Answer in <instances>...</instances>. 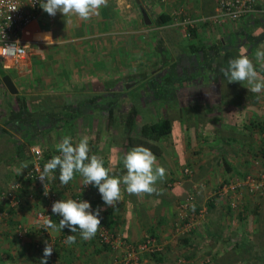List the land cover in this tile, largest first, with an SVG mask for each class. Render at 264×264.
Returning <instances> with one entry per match:
<instances>
[{"label": "crops", "instance_id": "crops-1", "mask_svg": "<svg viewBox=\"0 0 264 264\" xmlns=\"http://www.w3.org/2000/svg\"><path fill=\"white\" fill-rule=\"evenodd\" d=\"M218 2L108 0L86 21L60 12L53 17L42 9L22 35L30 46L28 59L15 66L0 63L2 80L9 74L18 89L12 94L5 86L0 97V194L20 176L24 159L30 164L23 145L30 153L37 145L58 153L56 145L65 136L75 143L87 135L90 155L102 157L113 174H126L123 156L135 146L115 128L124 102L120 96H131V105L158 104V119L172 122V131L157 143V162L167 176L157 183L159 195L138 198L122 185L115 208L107 207L93 186L89 196L102 209V220L122 235L126 247L157 238L162 250L141 252L137 264H182L181 258L185 264H264V189L218 192L260 168L264 91L228 83L220 69L241 52L255 63L257 50L264 49V0L253 14L224 23L211 20ZM163 13L172 22L157 25ZM186 18L195 26L183 24ZM111 107L117 118L109 125ZM137 109L136 121L140 116L142 123L158 120ZM56 172L60 200L74 199L82 176L77 173L62 185ZM32 191L25 185L18 193L20 206L9 213L2 214L0 200V264H40L43 258L45 235L35 217L43 202ZM189 199L195 205L181 214ZM61 218L54 214L53 221ZM19 222L29 230L23 239L17 237ZM49 231L57 239L48 264L51 257L60 264H118L126 250L104 247L99 232L85 241L67 227ZM65 234L76 235V243L59 241ZM37 242L44 247L36 250Z\"/></svg>", "mask_w": 264, "mask_h": 264}, {"label": "clouds", "instance_id": "clouds-1", "mask_svg": "<svg viewBox=\"0 0 264 264\" xmlns=\"http://www.w3.org/2000/svg\"><path fill=\"white\" fill-rule=\"evenodd\" d=\"M108 0H40L41 8L50 16L60 12L64 17L75 15L81 20H89L99 15L102 7H107ZM259 65V69L256 65ZM228 83L239 82L249 92L259 94L264 91V49H258L255 54V63L244 52L228 62L226 68L220 69ZM246 82V83H245ZM59 152L48 160L43 169H37L39 180L43 184L45 195L48 194L47 185L55 179L53 173L59 169V180L67 185L77 173L83 178V185H93L98 188L102 200L107 207L115 208L122 199V185L129 195L138 198L147 194H161L157 187L158 182L166 179V169L157 162V156L144 145L133 147L123 156V167L126 174L117 176L111 167L105 166L102 157L90 155L89 137L83 136L78 142H73L71 136H65L56 145ZM27 167V165H25ZM106 210V209H104ZM102 209L92 210L87 200L61 199L53 203L51 212L62 217L58 224L51 217L43 220V228L53 230L70 229L74 234L79 231L81 239L87 241L95 237L102 224ZM51 234V232L49 231ZM68 235L64 241L67 245L76 243V235ZM43 258L40 264H48V258L54 250V243L45 241Z\"/></svg>", "mask_w": 264, "mask_h": 264}, {"label": "built area", "instance_id": "built-area-1", "mask_svg": "<svg viewBox=\"0 0 264 264\" xmlns=\"http://www.w3.org/2000/svg\"><path fill=\"white\" fill-rule=\"evenodd\" d=\"M43 2V0H41ZM42 10L40 6V0H0V60L3 64H18L26 61L29 57L30 46L22 39L23 32L26 27L31 24L37 14ZM259 10V0H219L215 14L211 17L218 23L224 22H237L242 18L247 17ZM178 14V13H177ZM186 26H195L193 19L186 18L183 22ZM264 111V106H263ZM264 123V122H263ZM261 138L263 140L262 149L260 152V168L257 175L249 174L243 179L235 180L231 183H225L220 186L218 192L221 194H227L229 192H236L242 186H250V189L254 191H260L264 189V128L261 131ZM58 153H47L46 149L41 146H33L31 151L32 159L29 166L22 170L19 179L13 181V183L0 194V200L5 206L4 213H9V210L16 209L20 206V199L18 198L19 190L25 185L33 187L32 196L35 194L41 198L43 205L36 211V223L45 235V241L54 243L57 238L53 237L49 233V230L43 228V220L49 216L53 220L54 214L51 212L53 203L60 200L58 190L53 184V180H50L47 185L48 194L45 195L43 184L39 180V172L37 169H43L44 164ZM190 173V169L185 170ZM53 175L56 178L57 172ZM93 188V185L84 187L80 185L75 190L74 199L87 200L91 203L92 210L97 208L93 204L89 192ZM192 199L183 202L180 206L181 214L185 212V215L192 206ZM3 216V215H2ZM28 232V227L23 223L17 224V237L23 239ZM99 241L101 244H107L112 248L126 247V241L122 235L113 229H110L102 220V224L99 229ZM68 234L62 236L59 241L64 242ZM44 244L36 243L35 248L41 249ZM162 246L158 244L156 237H150L145 242L139 243L136 246L126 247L124 254H122L117 260L118 264H137L141 252H160ZM181 263L185 264V259L181 258ZM50 264H60L58 260L53 257L50 258Z\"/></svg>", "mask_w": 264, "mask_h": 264}, {"label": "trees", "instance_id": "trees-1", "mask_svg": "<svg viewBox=\"0 0 264 264\" xmlns=\"http://www.w3.org/2000/svg\"><path fill=\"white\" fill-rule=\"evenodd\" d=\"M172 22V18L169 14H160L156 20L157 25H164V24H169ZM2 73L5 72L4 70H0ZM6 74V73H5ZM110 115H109V125L111 122L116 120V113L110 108ZM130 114L128 115V119L126 121V126H127V132L126 137L124 142L127 143L128 146H139V145H144L146 147H149L155 155H159L161 152L160 146L157 144L158 141L169 134L172 131V122L169 118H162L158 119L154 122H144L142 124L137 123L136 118L138 116V109L136 108L135 105H131V110L129 112ZM16 117V115H14ZM264 128V123L261 125V131ZM1 125H0V130H1ZM23 152L22 155H26L30 153V148L25 147L24 145L21 147ZM20 154V153H19ZM29 166V165H28ZM27 166V167H28ZM27 167H24L23 170H25ZM58 174V173H57ZM19 176V175H18ZM20 177V176H19ZM19 177H15L13 181L16 179H19ZM12 181V182H13ZM21 191V190H19ZM195 204L193 203L192 206ZM190 207V209L192 208ZM4 207V206H3ZM4 211V210H3ZM10 211V210H9ZM54 219V217H53ZM105 224L112 229L110 224L106 221ZM40 243V242H37ZM42 244V243H40ZM104 247H110L107 244H104ZM35 248V244H34ZM36 250H39L35 248Z\"/></svg>", "mask_w": 264, "mask_h": 264}, {"label": "rangeland", "instance_id": "rangeland-1", "mask_svg": "<svg viewBox=\"0 0 264 264\" xmlns=\"http://www.w3.org/2000/svg\"><path fill=\"white\" fill-rule=\"evenodd\" d=\"M41 21V20H40ZM0 63L2 64V61L0 60ZM9 65V64H8ZM11 65V64H10ZM2 66H6V65H4V64H2ZM13 66H15V65H13ZM11 73V72H10ZM2 76H3V73L0 71V97H1V92H5V85H4V83H3V80H2ZM137 92H138V94H140L141 92H144V89L143 88H137ZM164 92V91H163ZM121 97V99H123L124 100V102H122L121 101V106H120V109H119V114H118V126L115 128L117 131H116V133H119V134H121V138L124 140L125 139V135H126V133H128L127 132V126H126V121H127V119H128V115L130 114L129 112H130V110H131V96H129V97H127V95H121L120 96ZM138 98H140V97H138ZM152 101H155V100H152ZM123 103V104H122ZM133 105V104H132ZM134 105H136L137 106V108H139L140 109V111L143 113V117L145 118L146 116V118L148 119H150V120H156V119H158L159 118V116L160 115H158V113H160L161 114V112H160V106L157 104H154V105H150V104H146V105H144V102H143V104H142V101H136V104H134ZM146 115V116H145ZM143 118V119H144ZM137 122L138 123H142L143 122V120L141 119V116L140 117H138V119H137ZM125 136V137H124ZM126 140V139H125ZM123 150V149H122ZM122 152V151H121ZM26 156H28V158L29 157H31V153H29V154H26ZM26 162H28L29 163V161H28V159L26 160V159H24V162H23V167L25 166V165H27V163ZM28 227V226H27ZM28 232H29V230H28ZM27 232V233H28ZM27 235V234H26Z\"/></svg>", "mask_w": 264, "mask_h": 264}, {"label": "water", "instance_id": "water-1", "mask_svg": "<svg viewBox=\"0 0 264 264\" xmlns=\"http://www.w3.org/2000/svg\"><path fill=\"white\" fill-rule=\"evenodd\" d=\"M141 10H142L143 16L145 18V22L147 24H150L151 19H150L148 12L145 10V8L143 6H141ZM3 82H4L5 86L7 87V89L9 90V92H11L12 94L18 93V89H17L15 83L13 82V80L9 74L4 75Z\"/></svg>", "mask_w": 264, "mask_h": 264}]
</instances>
